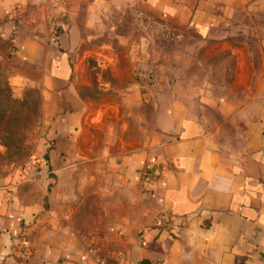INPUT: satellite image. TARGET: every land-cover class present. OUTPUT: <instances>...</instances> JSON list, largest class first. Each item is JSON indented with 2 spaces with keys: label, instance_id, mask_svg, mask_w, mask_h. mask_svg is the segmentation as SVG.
Masks as SVG:
<instances>
[{
  "label": "crops",
  "instance_id": "0c3cea01",
  "mask_svg": "<svg viewBox=\"0 0 264 264\" xmlns=\"http://www.w3.org/2000/svg\"><path fill=\"white\" fill-rule=\"evenodd\" d=\"M79 1L0 0L9 81L39 91L48 124L40 153L0 178V264H264V0H143L218 45L238 12L249 44L231 48L227 87L175 82L164 110L152 100L138 138L117 103L83 93L81 28L104 0Z\"/></svg>",
  "mask_w": 264,
  "mask_h": 264
},
{
  "label": "rangeland",
  "instance_id": "374dc122",
  "mask_svg": "<svg viewBox=\"0 0 264 264\" xmlns=\"http://www.w3.org/2000/svg\"><path fill=\"white\" fill-rule=\"evenodd\" d=\"M79 5L83 8L85 0H80ZM99 5L101 10L91 12L95 26L81 28L84 39L79 51L86 53L87 64L83 93L93 101L117 103L119 114L128 113L125 124L130 138L141 137L143 128V133L152 129L157 110L152 100H160L164 110L171 84L178 82L182 94L186 85L199 86L204 82L227 87L234 64L231 48H246L249 44L241 36L248 32L239 31L245 19L238 12L230 21L232 24L216 34L224 36V44L219 45L226 46L218 51L214 40L202 41L200 34L189 27L170 26L144 6L143 0H104ZM85 14L81 10L78 21L85 19ZM8 50V43L0 40V101L4 102L0 115L6 112L0 120V178L40 153L41 139L48 127L40 111L39 91L30 86L20 90L9 81L12 66ZM219 89L216 92L227 95L226 89ZM124 100L130 104L128 110ZM16 112L24 118L19 124L12 123L11 116ZM137 113L144 115V122L135 118ZM113 125L119 128L121 119H114Z\"/></svg>",
  "mask_w": 264,
  "mask_h": 264
},
{
  "label": "trees",
  "instance_id": "16d2710c",
  "mask_svg": "<svg viewBox=\"0 0 264 264\" xmlns=\"http://www.w3.org/2000/svg\"><path fill=\"white\" fill-rule=\"evenodd\" d=\"M9 101V100H8ZM10 102L11 103H17V105L20 103V102H18V101H14V100H10ZM4 102H2V101H0V108H1V106H2V104H3ZM23 103V102H22ZM6 114V112L4 111V114L3 115H0V120L3 118V116ZM11 118H12V123L14 122V123H21L23 120H24V118L21 116V114L19 113V112H16V115H13V116H11ZM1 138H0V142H1ZM3 144V143H2ZM3 146L4 147H7L5 144H3Z\"/></svg>",
  "mask_w": 264,
  "mask_h": 264
},
{
  "label": "built area",
  "instance_id": "2783aa9c",
  "mask_svg": "<svg viewBox=\"0 0 264 264\" xmlns=\"http://www.w3.org/2000/svg\"><path fill=\"white\" fill-rule=\"evenodd\" d=\"M22 247H24V249L22 250V253L26 254L28 252L26 245L24 244ZM93 253L95 252L94 250H91ZM96 264H106L105 261H103L100 258H97V262Z\"/></svg>",
  "mask_w": 264,
  "mask_h": 264
},
{
  "label": "water",
  "instance_id": "95a60500",
  "mask_svg": "<svg viewBox=\"0 0 264 264\" xmlns=\"http://www.w3.org/2000/svg\"><path fill=\"white\" fill-rule=\"evenodd\" d=\"M139 264H150L147 260H145V259H142L140 262H139Z\"/></svg>",
  "mask_w": 264,
  "mask_h": 264
}]
</instances>
